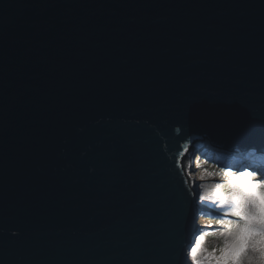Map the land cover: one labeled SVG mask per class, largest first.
<instances>
[{
    "label": "water",
    "instance_id": "water-1",
    "mask_svg": "<svg viewBox=\"0 0 264 264\" xmlns=\"http://www.w3.org/2000/svg\"><path fill=\"white\" fill-rule=\"evenodd\" d=\"M200 137L264 155V0H0V264H190Z\"/></svg>",
    "mask_w": 264,
    "mask_h": 264
},
{
    "label": "rangeland",
    "instance_id": "rangeland-1",
    "mask_svg": "<svg viewBox=\"0 0 264 264\" xmlns=\"http://www.w3.org/2000/svg\"><path fill=\"white\" fill-rule=\"evenodd\" d=\"M182 164L197 202L195 231L185 259L190 264H216L226 255L225 250L231 252L238 232L256 223L253 200H259L264 208V184L257 183L264 178V169H250L235 158L229 161L196 153ZM213 237L218 242H213Z\"/></svg>",
    "mask_w": 264,
    "mask_h": 264
},
{
    "label": "clouds",
    "instance_id": "clouds-1",
    "mask_svg": "<svg viewBox=\"0 0 264 264\" xmlns=\"http://www.w3.org/2000/svg\"><path fill=\"white\" fill-rule=\"evenodd\" d=\"M200 138L204 139V142H201L199 139L193 141L191 143L190 148L185 153H183L184 156H182L181 159L182 163H183V159H187L190 156L195 155V153L200 154V156H211L212 158H216V159L219 157H223L229 161L234 160L235 158L234 156H236V161L245 162V163L248 162V159L246 161L244 160L241 161L239 155L236 154L234 156L230 155L229 151L210 147L208 138L206 137H200ZM187 152L189 153L188 155ZM241 152L243 153L251 152L250 156L252 158H258L264 156V155L259 156L257 151L255 150L241 151ZM185 176L187 178V175ZM257 183L264 184V178H260L259 180H257ZM188 188L193 195L194 212L196 215L197 214L196 193L191 190L189 185ZM253 203L255 204V209H256L254 213V218L256 220V223L253 224L251 228L245 227L244 229L238 232L235 244L231 246L232 247L231 252H227V250H225L226 255L222 256L221 259L217 260L216 264H264V208L261 207L259 200H253ZM252 228H255L256 230L253 231ZM13 235H16V233H13ZM190 238L192 239V237ZM213 242H218V239L216 237H213Z\"/></svg>",
    "mask_w": 264,
    "mask_h": 264
},
{
    "label": "trees",
    "instance_id": "trees-1",
    "mask_svg": "<svg viewBox=\"0 0 264 264\" xmlns=\"http://www.w3.org/2000/svg\"><path fill=\"white\" fill-rule=\"evenodd\" d=\"M250 155H251V152L243 153L242 155H239V157L241 158L240 159L241 161H243V160L246 161L248 159L247 165L250 168H253L255 170L264 169V156L258 157V158H252ZM201 203L202 202H199V204H201Z\"/></svg>",
    "mask_w": 264,
    "mask_h": 264
},
{
    "label": "bare ground",
    "instance_id": "bare-ground-1",
    "mask_svg": "<svg viewBox=\"0 0 264 264\" xmlns=\"http://www.w3.org/2000/svg\"><path fill=\"white\" fill-rule=\"evenodd\" d=\"M199 140L201 141V142H204V139H202V138H199ZM189 153L187 152V155H188ZM230 155H235L233 152H230L229 153ZM187 155H186V157H187ZM184 156V155H183ZM235 159H236V157H235ZM249 167V166H248ZM251 169V168H250ZM186 174V173H185Z\"/></svg>",
    "mask_w": 264,
    "mask_h": 264
},
{
    "label": "snow or ice",
    "instance_id": "snow-or-ice-1",
    "mask_svg": "<svg viewBox=\"0 0 264 264\" xmlns=\"http://www.w3.org/2000/svg\"><path fill=\"white\" fill-rule=\"evenodd\" d=\"M245 175H248L247 173H245ZM246 219H247V217H246Z\"/></svg>",
    "mask_w": 264,
    "mask_h": 264
}]
</instances>
